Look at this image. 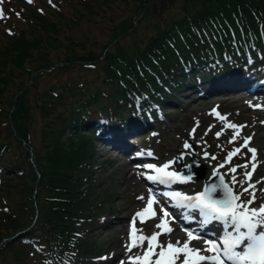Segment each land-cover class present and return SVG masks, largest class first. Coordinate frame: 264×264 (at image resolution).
Here are the masks:
<instances>
[{"label": "trees", "instance_id": "obj_1", "mask_svg": "<svg viewBox=\"0 0 264 264\" xmlns=\"http://www.w3.org/2000/svg\"><path fill=\"white\" fill-rule=\"evenodd\" d=\"M16 1L5 21L16 30L0 35V189L8 205L0 214V264H102L101 247L91 242L106 214L97 196L102 181L93 176L96 145L125 152L131 140L153 138L163 118L156 108L177 109L190 96L264 94V0H180L134 40L159 0H80V7L70 3L69 18L50 12L49 0L30 15L25 0ZM118 1L136 8L112 22L105 44L60 41L66 26L102 23ZM75 67L95 76L77 72V81L30 104L28 84Z\"/></svg>", "mask_w": 264, "mask_h": 264}, {"label": "rangeland", "instance_id": "obj_2", "mask_svg": "<svg viewBox=\"0 0 264 264\" xmlns=\"http://www.w3.org/2000/svg\"><path fill=\"white\" fill-rule=\"evenodd\" d=\"M6 1L0 0V11L3 12V15L0 16V35L2 37H8L10 29L13 36L16 30L14 26H7L5 21L8 17H14L13 10L18 1L9 0L10 6L8 8L6 7ZM77 1L80 0H49L48 3L52 9L50 12L57 13L59 9H62V12L69 18V14L73 10L70 3L77 7ZM179 4L180 0H159L155 2L149 10L146 20L140 21L136 33L131 35L130 38L134 40L136 35L138 38H146L151 31L152 20L155 22L158 18H169L173 11L179 8ZM168 5L174 9L169 11ZM25 6L27 15H30L34 11L31 7L40 8V0H31V2L25 0ZM134 7V4L131 7H127L123 2L118 1L111 4L110 10H106L103 13L102 23L96 26L84 24L81 27L69 28L70 31L66 30L68 29V26H66L61 31L67 34H61V36L59 34V39L61 38L60 41L64 43H69L71 39H75L78 42L89 39L90 41H95L98 45L105 44L110 38L112 22H118L123 17L130 16L131 13L129 12ZM20 9L22 8L20 7ZM136 24H134V27ZM39 35L41 33L36 32L32 34V37ZM91 47L92 44L86 45L87 50H91ZM56 66H60V64H56ZM89 69L90 71H83V69L75 67L62 70L60 68V70L57 69L52 72L48 70V73L41 77L37 87L33 85L34 81L31 82V85L28 84L26 86L25 89L31 86L28 94L30 104L36 103L38 95L42 96L44 92L53 86L58 87V85L65 82L77 81V72H80L88 79L93 78L95 70L91 71V68ZM23 79L25 81L26 77L24 76ZM20 94L21 92H18L14 96L13 104ZM197 97L194 95L187 99H182V103L174 110L156 108L155 111L160 114L161 118L165 119L162 118V125L152 134L154 139L149 138L151 136L145 137L143 135L137 137L135 140H131L133 145H129L125 149V153L116 152L114 151L115 148L110 146L96 145L95 163L99 166L93 176L102 181V188L99 193L97 192V196H100L101 200L105 199L103 209L106 214L104 223L100 224L97 230H94L91 242L98 249L101 247L102 264H129L130 257L135 258L139 255L143 258V252L148 248L147 238L162 231L156 228V225L161 220L169 223L168 225L165 223V229H176V236L169 242L162 241L164 235L158 236L157 247L155 248L157 255L150 257V264H155V261L160 259L158 253L161 251V242L164 250L167 251L168 244H172L174 248H182L183 243L189 240L187 233L183 232V228L187 229L189 228L188 225H190L191 219L184 218L183 214L184 211L187 213L188 210L185 209L183 211V209L180 210L176 206L174 209L171 207L173 211H169L170 216L164 217L161 208L155 202L152 187L147 179L149 175H164L167 172H177L179 167L177 165V167L172 166L171 161L175 155H180L183 152L192 154L206 167V177L217 172L225 178L226 183L233 190L235 196L238 197V212L243 213L246 211L250 214L255 211L257 212L256 219L260 218V208L264 207V136L257 138L255 134L260 132V121L264 123V116L261 117L260 115L263 112L257 109L262 107L264 97H258V94L257 96H250L245 93H229L225 96H213L205 99H198ZM240 98L244 99V101H240ZM35 117L36 124H34L35 130L33 134L34 138L37 139L39 122L38 116ZM263 123L262 125H264ZM231 125H236V131L239 133L234 143H229L234 134L233 129L230 127ZM217 133H220L218 138ZM245 139L248 140L247 147H243ZM186 142L190 145L188 149L184 148ZM248 148L254 149L255 152H249ZM235 149H241V151L235 154L231 162L225 167H220V165L225 163V158L228 154ZM148 153L152 155L149 156ZM205 153L207 158H205ZM212 156L217 157V159L212 160ZM188 162L189 158L187 157L184 163L187 164ZM146 163H152L156 168H164L165 164L168 167L164 168L163 173L138 167ZM232 168H236L235 173H231ZM172 184L175 185V189L180 193L181 197L199 195L202 188V182L195 180L187 183L174 178ZM5 193H3V188L0 189V214L4 212L1 208L8 206L7 203L1 201V199L7 198ZM142 196H145L143 201H141ZM149 197L154 200V206L151 211L146 212ZM8 204L11 205L10 202ZM137 213H145V215L140 217L136 215ZM176 216H178L180 221L173 222L172 217L176 218ZM193 217L194 221L191 226L197 227V231L200 233L199 236H197V233H193L194 236L198 237L197 240L206 243L210 239L217 238L215 246L217 249L222 250L221 241L224 239L226 231L231 233L232 231L230 232V230L233 228L228 225L230 230L228 228L224 230L216 222L211 223L207 228H202L200 224L196 223V220H200L198 210L193 213ZM221 230L223 233H220ZM130 232L133 233L135 238L145 237V243L142 248L128 250V246L131 243L129 240ZM231 234L234 235L235 233ZM206 238L208 240H205ZM245 244H242L237 251L242 253ZM191 245L193 243L189 244V249ZM193 246V248L196 247L195 245ZM217 255L214 254L216 257ZM192 257L195 258V256ZM165 259H172L173 264L178 263V260L172 255L166 256Z\"/></svg>", "mask_w": 264, "mask_h": 264}, {"label": "snow or ice", "instance_id": "obj_3", "mask_svg": "<svg viewBox=\"0 0 264 264\" xmlns=\"http://www.w3.org/2000/svg\"><path fill=\"white\" fill-rule=\"evenodd\" d=\"M31 2V0H28ZM3 15V12L0 11V16ZM217 38L215 34L209 37V39ZM203 39V36L201 37ZM249 64L252 63L251 60L248 61ZM233 129V136L229 143H234L237 139L238 132L236 131L237 126L231 125ZM217 138L220 136V133H217ZM248 140L245 139L243 147H247ZM190 145L186 142L184 144V148L188 149ZM241 149H235L233 152H230L228 156L225 158V163L220 165V167H225L229 162H231L233 156L238 154ZM249 152L254 153L255 150L248 148ZM151 156V153H148ZM205 158H207V154L205 153ZM212 160H216L217 157L212 156ZM145 170H155L157 173H163L164 168H167L168 165L165 164L164 168H156L152 163H146L142 166ZM236 168L231 169V173H235ZM177 177L176 172H167L164 173V177L162 178L159 175L156 176H148V180L150 181H159L161 185L168 184L170 182H174V178ZM189 179H191L189 177ZM225 178L223 176L220 177V184L213 185L211 188H205L204 192L200 193L196 196H184L181 201L178 202L175 206L179 208L187 209L188 212L185 215L186 219H193V213L197 210L199 211L200 220L199 223L202 228H207L213 222H223V227L226 230L228 228L229 223L233 226L235 230V234H231L226 231L224 239L221 243L224 245L223 255L227 260L234 262H244L248 261L251 264H264V232L261 234H256L258 227H264V207L260 208L259 219H256L257 212L253 211L250 214L247 212H238L237 205L234 203L238 200L237 196L232 194L231 189H229L228 185L224 182ZM217 189H221L224 192V199H213L212 194L217 191ZM165 196H171L173 199H176L180 196V193L177 192H166ZM154 206V200L149 197L148 198V207L146 212L151 211ZM162 215L164 217H169L170 213L164 205H160ZM137 216L143 217L145 213H137ZM173 222H175V217H172ZM143 222V221H142ZM157 229H161L162 231L156 234H153L151 237L147 238L148 248L143 252V258L137 255L135 258H129V264H150V257L153 255H157L155 252V248L157 247L156 241L158 240L159 235H168L171 234L172 229H165L164 220H161L159 224L156 225ZM241 229H245L246 231H241ZM189 240L183 243L182 248H174L172 244L167 245V251L164 250V246L161 242L160 247L161 251L158 253L160 259L155 261V264H173L172 259H165L166 256L172 255L175 256L176 260L180 259V256H183L184 259L181 261V264H203L205 261L204 256H199L198 254L193 258L188 249L189 244L192 240L198 239V237L194 236L191 231L187 233ZM129 240L132 241L128 246V250L131 251L134 248H142L145 243V237L140 236L134 239L133 233L130 232ZM245 242H247L245 244ZM179 243V242H178ZM208 243V242H206ZM245 244L243 252L237 251V249ZM208 251H217L216 246L212 244ZM208 264H223V261L219 259L217 255L216 258L208 261Z\"/></svg>", "mask_w": 264, "mask_h": 264}, {"label": "water", "instance_id": "obj_4", "mask_svg": "<svg viewBox=\"0 0 264 264\" xmlns=\"http://www.w3.org/2000/svg\"><path fill=\"white\" fill-rule=\"evenodd\" d=\"M187 157L190 159V161L187 165H185L184 161ZM172 165H177L180 167V171L177 173V179L187 183L191 182L194 179L195 181H202V192H204L205 188H211L213 185L220 184L221 175L218 173H213L208 179H205L206 167L202 165L199 160L196 159L192 154L183 152L180 155H175L173 157ZM189 177L191 179H189ZM212 198L224 199V192L221 189H217V191L212 194ZM234 203L237 205V201H235Z\"/></svg>", "mask_w": 264, "mask_h": 264}, {"label": "bare ground", "instance_id": "obj_5", "mask_svg": "<svg viewBox=\"0 0 264 264\" xmlns=\"http://www.w3.org/2000/svg\"><path fill=\"white\" fill-rule=\"evenodd\" d=\"M241 99V98H240ZM240 101H244V99L242 100H240ZM258 110H260L261 112H263V113H261L260 115H261V117H263L264 116V103L262 104V107L261 108H257ZM251 110L252 111H254V109L253 108H251ZM250 110V111H251ZM260 123H261V129H260V132H257L256 134H255V136L257 137V138H261V137H263L264 136V125H262V123H263V121H260ZM264 124V123H263ZM144 197L145 196H142L141 197V201H143V199H144ZM246 212V211H245ZM164 223H166L167 225L169 224L167 221H165L164 220ZM196 223L197 224H200L199 223V220H196ZM218 225H220L221 226V228H223L224 229V227H223V222L222 221H220V222H216ZM229 226H231L232 228H233V226L229 223ZM192 228H193V230H194V232H197V227H195V226H191ZM167 228V227H166ZM172 229V232H171V234H168V235H164V238L162 239V241L164 242H169V241H171L173 238H175V236H176V229L175 228H171ZM225 230V229H224ZM228 230H230V228H228ZM241 230H245V229H241ZM232 231V232H231ZM230 232L231 233H235V230H234V228L232 229V230H230ZM262 232H264V228L263 227H258V229H257V234L259 235V234H261ZM220 233H223V231L221 230V232ZM224 237H225V235H224ZM186 241H187V238H186ZM191 243H193V245H195L196 247L195 248H193L194 246L193 245H191V248L190 249H188V251H189V253H190V255L191 256H196L197 254L199 255V256H204L206 259H205V261L203 262V264H208V261L209 260H211V259H214V258H216L215 256H214V254H213V252L212 251H208V249H209V246H208V244L206 245V243L205 242H202L201 240H197V239H195V240H192V242ZM184 259V257L183 256H180V259L178 260V263L177 264H181V261Z\"/></svg>", "mask_w": 264, "mask_h": 264}]
</instances>
